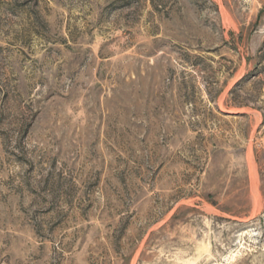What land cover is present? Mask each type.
I'll return each mask as SVG.
<instances>
[{"label": "rangeland", "instance_id": "1", "mask_svg": "<svg viewBox=\"0 0 264 264\" xmlns=\"http://www.w3.org/2000/svg\"><path fill=\"white\" fill-rule=\"evenodd\" d=\"M0 264H264V0H0Z\"/></svg>", "mask_w": 264, "mask_h": 264}]
</instances>
